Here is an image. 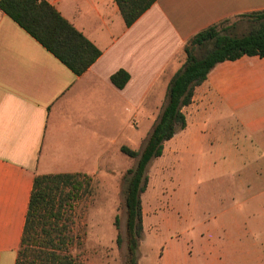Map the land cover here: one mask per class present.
Returning a JSON list of instances; mask_svg holds the SVG:
<instances>
[{
  "label": "crops",
  "instance_id": "crops-1",
  "mask_svg": "<svg viewBox=\"0 0 264 264\" xmlns=\"http://www.w3.org/2000/svg\"><path fill=\"white\" fill-rule=\"evenodd\" d=\"M46 1L102 54L77 76L0 9V264H16L37 176L98 173L109 150L125 146L119 117L157 97L165 104L195 34L264 11V0H157L127 27L114 0ZM120 70L130 75L124 89L111 81ZM183 113L187 126L160 159L203 148L257 156L244 173H264V58L218 64Z\"/></svg>",
  "mask_w": 264,
  "mask_h": 264
},
{
  "label": "rangeland",
  "instance_id": "rangeland-1",
  "mask_svg": "<svg viewBox=\"0 0 264 264\" xmlns=\"http://www.w3.org/2000/svg\"><path fill=\"white\" fill-rule=\"evenodd\" d=\"M229 24L235 25L233 33L238 35L250 28L240 17L230 19ZM163 107L157 97L154 105L145 103L136 116L131 117L135 110L125 111L117 125L119 143L127 139L125 146L141 150ZM229 141L236 144L237 140ZM191 150L156 158L148 167L139 264L206 260L264 264V173L258 169L244 173L258 157L211 156L203 148ZM107 157L98 173L74 174L82 189L63 209L59 221L69 237L66 251L76 264H125L126 178L137 160L122 153L119 146L109 150ZM244 175L256 181L245 183ZM70 190L68 186L66 191Z\"/></svg>",
  "mask_w": 264,
  "mask_h": 264
},
{
  "label": "trees",
  "instance_id": "trees-1",
  "mask_svg": "<svg viewBox=\"0 0 264 264\" xmlns=\"http://www.w3.org/2000/svg\"><path fill=\"white\" fill-rule=\"evenodd\" d=\"M114 1L126 26L131 27L157 0ZM0 9L77 76L83 75L102 54L46 0H0ZM239 17L250 23L249 30L241 35L233 33L235 25H230V20H224L188 41L184 48L186 60L168 85L164 107L144 147L139 151L121 148L122 153L137 160L126 178L125 264H139L144 231L142 195L149 183L148 167L163 155L165 143L186 128L183 108L192 103L195 89L220 63L244 56L264 58V11ZM129 80L124 70L111 77L118 89H124ZM68 186L70 191H66ZM81 189L82 183L74 174L35 178L16 264H76L66 251L69 237L60 229L59 221L63 209Z\"/></svg>",
  "mask_w": 264,
  "mask_h": 264
}]
</instances>
